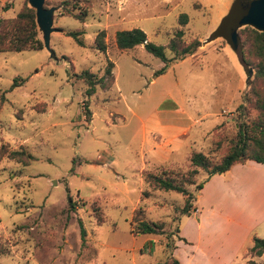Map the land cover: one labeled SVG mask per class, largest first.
<instances>
[{
  "label": "rangeland",
  "instance_id": "1",
  "mask_svg": "<svg viewBox=\"0 0 264 264\" xmlns=\"http://www.w3.org/2000/svg\"><path fill=\"white\" fill-rule=\"evenodd\" d=\"M25 1L0 0V16H14ZM46 1L54 7L53 29L45 41L38 26L43 46L0 52V145L31 154L27 164L7 154L0 159V264H157L168 250L166 235L177 238L185 195L153 187L144 174L187 169L192 150L219 158L239 123L256 113L245 99L253 68L223 34L214 35L246 0ZM132 27L166 45L168 57L178 28L185 42L201 44L156 75L161 58L141 44H115V31ZM75 28L84 45L65 33ZM100 29L105 51L94 46ZM108 59L113 83L87 95L77 74L89 68L100 76ZM16 77L24 80L12 85ZM248 171L264 178V168ZM206 174L201 169L196 180ZM140 218L162 221L163 232L132 233ZM255 231L264 237V223ZM250 244L249 237L233 264H264V252L244 250Z\"/></svg>",
  "mask_w": 264,
  "mask_h": 264
},
{
  "label": "trees",
  "instance_id": "2",
  "mask_svg": "<svg viewBox=\"0 0 264 264\" xmlns=\"http://www.w3.org/2000/svg\"><path fill=\"white\" fill-rule=\"evenodd\" d=\"M7 6L8 4H4L3 7L5 8ZM44 6L49 7L46 0H44ZM64 7L66 11L71 12L68 6ZM75 15L80 19L84 18L82 11L75 13ZM186 21L187 14L182 12L180 22L185 23ZM221 26L214 31V35L221 34ZM237 32L239 34V45L237 49L240 59L247 69L250 67L251 69L253 68L254 71L248 90L250 94L249 96H245V99L252 102L256 113L239 123L235 136L230 140L227 149L219 158L216 159L201 150H192L189 156L190 167L187 169H168L158 173L148 171L144 174L145 180L153 187L164 190H174L185 195L184 203L180 207L181 214H188L192 209L195 194L189 188L191 184H194V188L198 190L210 175L226 171L236 162L254 159L264 163V29H258L250 24H244V26H239L237 28ZM65 33L71 35L78 44L84 45L82 29H69L66 30ZM243 34L245 37H242ZM182 36L183 29L178 28L169 39L167 46L173 52V56L171 57H168L166 54V45L148 40L145 31L140 27L116 30L114 33V41L120 49L143 44V47L147 51L164 61L161 67L154 70V74L158 75L166 70L172 60L181 59L185 55L193 53L196 47L201 44L198 38L185 42ZM42 46L43 41L39 36L35 8L28 0L23 3L14 16H0V52L7 50L19 51L23 49H39ZM94 46L100 51H105L107 49L104 29L98 30L95 34ZM112 67L113 61L108 59L104 72L100 76H97L89 68H84L77 74L78 77L82 78L87 84L85 88V93L87 95L94 93L97 86L104 89L111 86L114 81ZM23 80L24 78L22 77L19 78V80H17L16 77L12 85L20 84ZM4 154L17 160H22L25 164L29 163L31 157V154L29 152L26 153L25 150H7L6 145L1 144L0 159ZM201 169L206 171L207 174L204 179L197 181L196 177ZM67 190L68 206L73 210L76 208V201L69 193L68 186ZM142 193L145 196L150 195L147 189L143 190ZM98 220L97 223L102 222L103 219L101 215L98 216ZM80 227L81 235L83 236L85 230L82 223ZM130 230L133 233H162L163 222L140 218L137 220L136 226H131ZM166 237L165 250H168L165 258L158 261L157 264H182L172 252V249L176 245L174 238L169 234H167ZM178 237L185 240L182 236ZM5 251L6 247L0 242V253ZM250 251L255 255H261L264 252V237L253 236V243L250 246Z\"/></svg>",
  "mask_w": 264,
  "mask_h": 264
},
{
  "label": "crops",
  "instance_id": "3",
  "mask_svg": "<svg viewBox=\"0 0 264 264\" xmlns=\"http://www.w3.org/2000/svg\"><path fill=\"white\" fill-rule=\"evenodd\" d=\"M204 130L198 128V137ZM181 133L186 135V129ZM253 167L264 168V163L254 159L236 162L226 171L210 175L196 191L192 209L180 216L172 250L182 264H233L244 242L250 237L246 250L253 236L260 235L252 231L264 223V178L249 176ZM181 247L186 250L180 254Z\"/></svg>",
  "mask_w": 264,
  "mask_h": 264
},
{
  "label": "water",
  "instance_id": "4",
  "mask_svg": "<svg viewBox=\"0 0 264 264\" xmlns=\"http://www.w3.org/2000/svg\"><path fill=\"white\" fill-rule=\"evenodd\" d=\"M34 6L38 26L43 31V38L47 41L52 28L53 6H44V0H28ZM250 24L258 29H264V0H246L240 3L220 28L223 34L235 47L239 45L237 28Z\"/></svg>",
  "mask_w": 264,
  "mask_h": 264
}]
</instances>
